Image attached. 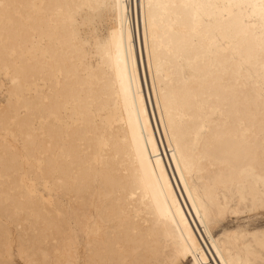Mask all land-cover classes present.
Segmentation results:
<instances>
[{"label": "snow or ice", "instance_id": "1", "mask_svg": "<svg viewBox=\"0 0 264 264\" xmlns=\"http://www.w3.org/2000/svg\"><path fill=\"white\" fill-rule=\"evenodd\" d=\"M141 22L153 107L215 264H264V0H0V264H213L187 227L133 211L143 181L118 163L125 115L134 139L150 127L151 97L133 92ZM63 193L101 204L56 222Z\"/></svg>", "mask_w": 264, "mask_h": 264}, {"label": "bare ground", "instance_id": "2", "mask_svg": "<svg viewBox=\"0 0 264 264\" xmlns=\"http://www.w3.org/2000/svg\"><path fill=\"white\" fill-rule=\"evenodd\" d=\"M132 27L133 30L137 27L135 17L132 20ZM139 32L140 39L136 41V54L138 59H142L143 62L138 66V80L137 84L133 86V92L140 88L145 98L151 97L152 103L147 105L149 114L147 118L150 120V127L147 132H142L144 120H141L140 127L134 130V139L133 130L127 128V115L124 117L125 123L119 126L121 133L126 131L127 143L118 163L122 169L136 175L143 181L139 199L133 205V211L140 213L142 218H147L161 229L167 228L169 231H174L176 236L184 233L187 227L188 231L198 239L199 244L209 257L213 259V264H215L216 258L212 256L213 250L207 246V242L203 237L202 230L199 227L200 221L193 204V199L198 195L196 185L189 182L187 185V188L191 189L189 192L186 190V185L181 182L180 173L176 171L177 165L172 159L173 152L171 149L175 148V144L170 146L165 134L164 125L167 123V119L165 118L164 123H160V111L153 107L155 97L151 96L149 91L152 81L151 76L146 72L147 54L143 52L141 47L143 37L142 22L139 24ZM131 103L130 98L129 107H131ZM123 106V102H121L120 107L123 108ZM132 119L135 122V116ZM141 135L143 136V141L140 142V148L143 151V155L138 157L136 141L139 140ZM150 136L152 142L147 143ZM154 149L155 155H153ZM158 160L160 161L159 167L156 166ZM199 195H203V193L201 192ZM100 204L99 197L95 202L88 199L83 203H77L75 193H63L56 198V206L48 207V213L50 218L58 222L55 217L57 208L62 209L66 215L77 210H87L91 213ZM45 207L47 206L43 204L38 206L40 209ZM24 219L29 220L30 224L32 223L30 217L25 216ZM2 223L3 215L0 214V225Z\"/></svg>", "mask_w": 264, "mask_h": 264}, {"label": "rangeland", "instance_id": "3", "mask_svg": "<svg viewBox=\"0 0 264 264\" xmlns=\"http://www.w3.org/2000/svg\"><path fill=\"white\" fill-rule=\"evenodd\" d=\"M0 99H3V92H2V91H0ZM229 222L231 223L232 221H229ZM252 223L258 226V225L260 224L259 217L255 218V219L252 221Z\"/></svg>", "mask_w": 264, "mask_h": 264}]
</instances>
